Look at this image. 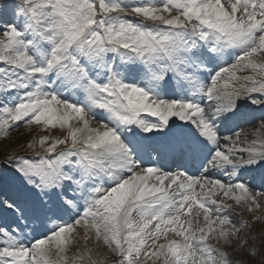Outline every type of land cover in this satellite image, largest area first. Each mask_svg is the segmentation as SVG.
Listing matches in <instances>:
<instances>
[{
    "label": "snow or ice",
    "instance_id": "6c2138e0",
    "mask_svg": "<svg viewBox=\"0 0 264 264\" xmlns=\"http://www.w3.org/2000/svg\"><path fill=\"white\" fill-rule=\"evenodd\" d=\"M21 126L0 264H264V0H0Z\"/></svg>",
    "mask_w": 264,
    "mask_h": 264
},
{
    "label": "rangeland",
    "instance_id": "374dc122",
    "mask_svg": "<svg viewBox=\"0 0 264 264\" xmlns=\"http://www.w3.org/2000/svg\"><path fill=\"white\" fill-rule=\"evenodd\" d=\"M32 132L33 134H35L36 129L34 128ZM52 134L62 135V133L58 129L54 130ZM26 138H27V134L25 133V129L23 126H21L20 128H14L10 133V138L8 140H3L2 142H0V149L6 147L8 151L15 150L18 153L30 155V153H28L27 150L21 146ZM4 155H5L4 151L0 150V160L3 159ZM103 251L104 249H101V252Z\"/></svg>",
    "mask_w": 264,
    "mask_h": 264
},
{
    "label": "bare ground",
    "instance_id": "6f19581e",
    "mask_svg": "<svg viewBox=\"0 0 264 264\" xmlns=\"http://www.w3.org/2000/svg\"><path fill=\"white\" fill-rule=\"evenodd\" d=\"M245 216H247V213H245Z\"/></svg>",
    "mask_w": 264,
    "mask_h": 264
}]
</instances>
